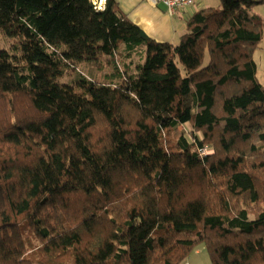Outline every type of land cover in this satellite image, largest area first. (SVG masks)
<instances>
[{
	"label": "trees",
	"instance_id": "16d2710c",
	"mask_svg": "<svg viewBox=\"0 0 264 264\" xmlns=\"http://www.w3.org/2000/svg\"><path fill=\"white\" fill-rule=\"evenodd\" d=\"M95 1L0 0L17 42L0 51V264H184L200 245L264 264V0L196 11L177 44ZM139 49L117 85L61 82Z\"/></svg>",
	"mask_w": 264,
	"mask_h": 264
},
{
	"label": "crops",
	"instance_id": "0c3cea01",
	"mask_svg": "<svg viewBox=\"0 0 264 264\" xmlns=\"http://www.w3.org/2000/svg\"><path fill=\"white\" fill-rule=\"evenodd\" d=\"M121 11L139 26L150 38L160 43H179L186 33V24L193 7L170 13L168 9L151 0H115ZM201 0H196L200 5ZM196 5V3H195ZM194 5V6H195ZM207 7H202L204 9ZM200 9V10H201ZM132 59V58H131ZM197 247L184 264H212L205 245ZM208 254V252H207Z\"/></svg>",
	"mask_w": 264,
	"mask_h": 264
},
{
	"label": "rangeland",
	"instance_id": "374dc122",
	"mask_svg": "<svg viewBox=\"0 0 264 264\" xmlns=\"http://www.w3.org/2000/svg\"><path fill=\"white\" fill-rule=\"evenodd\" d=\"M222 5L221 0H201L200 5L196 2V5L193 6V11H198L202 7H213L220 8ZM251 14H256L262 17L264 21V4H260L258 6H254L250 10ZM16 41L10 38H7L0 34V51L8 50L12 53H15V45ZM140 50L136 55L132 57V59H127L124 57V53L122 52V56H118L116 61H112L109 58H102L99 63L89 64L82 63L75 65L73 69H70L67 74L61 79L62 83H73L78 75H85L90 79L94 80L99 84L106 85H117L120 83V80L117 78L121 71L125 72L127 68L129 70L135 71L136 64L141 62V54ZM133 61V62H132ZM255 61L258 66V81L264 86V41L260 44L259 49L255 53ZM128 65V66H127ZM187 131V138L190 140V132L193 131V128L190 125H186L183 127ZM212 151V150H210ZM214 153V152H213ZM202 247L201 245L199 246ZM206 255L207 252H205ZM209 257V256H208Z\"/></svg>",
	"mask_w": 264,
	"mask_h": 264
},
{
	"label": "built area",
	"instance_id": "2783aa9c",
	"mask_svg": "<svg viewBox=\"0 0 264 264\" xmlns=\"http://www.w3.org/2000/svg\"><path fill=\"white\" fill-rule=\"evenodd\" d=\"M155 3L164 5L170 13H175L176 11L180 10H186L191 7H193L196 3V0H151ZM106 3V0H104V3L102 4L101 0H96L94 4L98 6L97 8H103ZM205 155H211L214 151H209L207 149L203 150Z\"/></svg>",
	"mask_w": 264,
	"mask_h": 264
},
{
	"label": "bare ground",
	"instance_id": "6f19581e",
	"mask_svg": "<svg viewBox=\"0 0 264 264\" xmlns=\"http://www.w3.org/2000/svg\"><path fill=\"white\" fill-rule=\"evenodd\" d=\"M102 1V4L104 3V0H101Z\"/></svg>",
	"mask_w": 264,
	"mask_h": 264
}]
</instances>
